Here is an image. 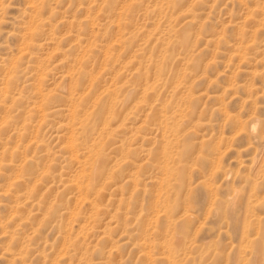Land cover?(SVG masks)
Listing matches in <instances>:
<instances>
[{
    "label": "rangeland",
    "instance_id": "rangeland-1",
    "mask_svg": "<svg viewBox=\"0 0 264 264\" xmlns=\"http://www.w3.org/2000/svg\"><path fill=\"white\" fill-rule=\"evenodd\" d=\"M0 264H264V0H0Z\"/></svg>",
    "mask_w": 264,
    "mask_h": 264
}]
</instances>
